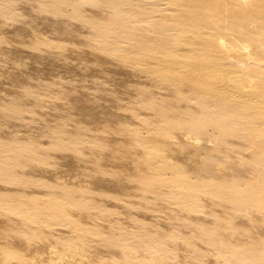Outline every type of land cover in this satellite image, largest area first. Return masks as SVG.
<instances>
[{"label":"bare ground","instance_id":"bare-ground-1","mask_svg":"<svg viewBox=\"0 0 264 264\" xmlns=\"http://www.w3.org/2000/svg\"><path fill=\"white\" fill-rule=\"evenodd\" d=\"M16 2L0 0V13L16 15ZM152 3L159 6L154 14L147 12L149 7L143 1L138 4L132 0H48L40 3L39 10L88 24L93 29L90 47L122 66L137 69L152 83L151 87L139 89L143 108L161 115L162 120L146 133L138 127L132 131L144 146L155 147L147 160L153 170L130 179L155 189L167 204H175L180 214L176 223H190L185 216L195 213L207 215L208 225L198 226L200 234L191 240L177 234L158 237L144 233L137 235V242H131L132 232L120 227L114 230L110 223V217L121 207L80 198L72 191L102 198L111 197L112 192L71 183L51 184L33 168L25 171L27 162L48 165L57 151L72 150L84 157V136L70 137L65 131L55 130L50 145L40 147L12 133L0 134V264H57L64 259L83 262L86 242L49 230L46 222L103 235L110 244L130 255L121 260L109 258V264H143L131 258L141 249L147 252L146 257L150 256L148 264H170V257L176 255L172 249L178 246L185 247L194 264H206L218 231L224 233L239 226L234 209L255 207L254 200L261 199L264 188L258 185L259 180L253 181L255 186H248L247 178L225 165L219 152L239 159L246 156L259 165L264 180V79L256 77L258 71L255 73V65L264 59V0ZM136 4H142L147 11L134 10ZM88 5L94 8L91 14L85 11ZM101 7L108 11L103 13ZM6 41L13 45L11 39L0 33V45ZM15 43L35 50L46 47L67 51L71 46L38 33L30 41ZM162 89L168 90V95L162 94ZM0 107L9 116L28 109L22 103ZM242 129L245 134H241ZM181 135L193 144L194 166L176 162L167 152L168 138ZM213 136L225 143L210 147L203 141ZM93 142L103 147L110 144L119 150L124 146L112 143L107 136L96 137ZM227 176L230 178L226 179ZM31 184L48 190L49 198L37 201L26 191ZM139 197L149 199L145 195ZM221 198L228 199L231 205ZM251 260L250 264H264V255ZM216 263L228 264L218 260Z\"/></svg>","mask_w":264,"mask_h":264},{"label":"rangeland","instance_id":"rangeland-1","mask_svg":"<svg viewBox=\"0 0 264 264\" xmlns=\"http://www.w3.org/2000/svg\"><path fill=\"white\" fill-rule=\"evenodd\" d=\"M42 1L48 0H17L16 15L0 13V33L5 34L7 40L9 38L13 41V45H9L7 41L0 45L3 51L0 52V106L22 103L28 107L11 116L0 107V134L12 133L18 138L35 142L40 147L50 145L55 130L65 131L70 137L84 136V157L72 150L57 151L48 165L27 162L25 171L33 170L51 184L71 183L112 192L111 197L102 198L92 193L72 191L80 198L121 207L122 210L110 217V223L114 224V230L120 227L132 232L131 242H137V235L144 233L158 237L177 234L188 240L198 238L200 231L197 227L208 225L207 215L189 213L185 219L190 223L178 224L176 219L180 214L176 211L175 204H167L166 198L157 194L155 189L130 179L153 170L147 160L153 156L155 147L144 146L139 136L132 131L134 127H138L146 133L162 120L161 115L143 108L145 103L141 100L139 89L145 85L151 87L152 83L137 69L122 66L107 54L90 47L93 29L88 24L41 13L39 9ZM140 1L149 8L147 11L141 7L142 4H136L134 10L139 13L147 11L154 14L155 9L159 8L152 3L153 0H132L138 4ZM176 7L180 8L178 5ZM92 9L94 8L90 5L85 7L89 14L93 13ZM99 10L103 13L108 11L105 7ZM34 33L65 41L71 46L67 51L46 47L35 50L19 47L15 43L16 40L30 41ZM73 43L82 46L77 47ZM259 62L255 65V73L258 71L256 77L264 79V59ZM241 63L244 64V61ZM162 91V94L168 95V90ZM240 132L245 134L246 130L242 129ZM99 136H107L112 143L124 146L120 150L110 144L98 146L93 139ZM180 137L168 138L167 152L176 162L194 166L196 158L192 153L193 144L187 137ZM222 138L223 135L220 136ZM203 141L210 147H220L221 143H225L215 139V136ZM171 144H174V148ZM219 155L225 165L247 178L248 186H255L253 181L259 180L258 185L264 188L263 172L259 165L249 161L246 156L239 159L230 154L224 155L223 151ZM16 188L18 187H13ZM58 190L59 188L55 189ZM167 190L169 191L168 188ZM26 191L37 201H45L50 195L48 190L34 184L27 186ZM261 191V199L254 200L255 207L245 209L237 206L234 209V217L240 221L239 226L228 228L224 233L218 231L206 264H217V260L228 264H250L252 257H258L262 253L264 255V189ZM141 195L148 196L149 199L143 200L139 197ZM220 200L230 204L228 199ZM83 220L90 221L86 218ZM44 225L51 231L61 232L87 244L83 262L64 259L57 264H90L89 261L93 264H109V258L121 260L123 257H130L120 247L110 244L109 239L103 235L85 230L82 232L69 225H53L51 222ZM172 250L176 255L170 257V264H194L185 247L178 246ZM146 253L141 249L131 255V258L148 264L150 256L146 257Z\"/></svg>","mask_w":264,"mask_h":264}]
</instances>
